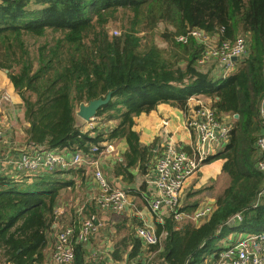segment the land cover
<instances>
[{
  "label": "trees",
  "instance_id": "16d2710c",
  "mask_svg": "<svg viewBox=\"0 0 264 264\" xmlns=\"http://www.w3.org/2000/svg\"><path fill=\"white\" fill-rule=\"evenodd\" d=\"M120 13L127 23L117 36L109 25ZM161 25L166 27L160 35L166 47L155 39ZM195 28L215 36L219 44L235 41L242 32L246 36V55L230 75L203 69L207 47L198 39L178 41ZM31 38L46 40L32 49ZM0 69L8 70L9 82L22 99L29 123L26 145L93 155L105 143L123 139L128 150L120 171L129 183L135 177L131 168L144 172L162 157L155 145H143L134 129L135 118L159 104L187 112L195 96L232 126L224 149L206 161L223 160V173L230 179L208 217L179 221L176 213L199 209L178 205L163 221H155L156 234L162 236L155 245L138 236L137 228L145 226L138 220L122 230L127 233L116 243L109 263L93 258L87 242L79 239L82 222L95 214L85 205L72 224L75 257L70 264H205L235 245L227 240L230 233L264 232V199L255 207L264 185L256 145L263 131L264 0H0ZM110 91L111 101L97 114L104 123L83 131L77 108ZM109 121L114 124L106 127ZM94 146L99 149L94 151ZM15 170L18 176L0 173V264H55L47 257L49 234L58 221L62 192L68 187L74 191L76 183L60 174L81 176L84 171Z\"/></svg>",
  "mask_w": 264,
  "mask_h": 264
},
{
  "label": "crops",
  "instance_id": "0c3cea01",
  "mask_svg": "<svg viewBox=\"0 0 264 264\" xmlns=\"http://www.w3.org/2000/svg\"><path fill=\"white\" fill-rule=\"evenodd\" d=\"M214 60L217 59H212L208 62H213ZM220 67L219 69L216 68V76H220L223 73V65ZM219 70L220 75L217 73ZM4 74L0 73V126L3 131V140L0 142V149L12 150L13 156L19 158L23 152L32 148V145H26L29 138L27 132L29 123L24 120V105L22 99L15 92L5 72ZM6 96H8V98H6ZM78 109L79 107L77 110ZM191 109L192 108L186 112L169 103H162L159 104L155 110L136 117L134 129L140 134L141 143L146 146L155 145V151L162 155L167 140L171 139L182 149L191 152V147H193L195 143V137L185 126V121L188 114L192 111ZM77 118L80 127L81 125L86 126L88 123L79 116H77ZM98 123L94 124L97 125ZM89 128L84 129L81 127L83 131H88ZM112 143H116L117 146V151L115 153L103 154L101 151L93 155V159L97 164H83L76 167L78 169H83L82 172H84L80 174L81 176L68 173L62 174V178L64 179L70 180L74 178V180H76L74 192L77 191V197L75 196L70 201L62 198L66 193L73 191L72 187H68L62 192L58 210L66 215V219L64 220L61 218L59 224H54L53 228L55 230L49 234V246L47 249L49 262L53 260V251L58 233L57 229L66 225V223H71L72 225L76 221L75 215L77 216L79 211H83L85 205H89L90 209H88V211L91 209L95 210L94 221L97 230L89 241H87L88 252L93 258L108 260L109 263H111L112 253L116 243L127 233V231L122 232V230L126 229L125 227H130L137 223L138 220L148 227L155 228L157 215L152 212L149 203L150 200L158 197L160 194L155 184L156 164L158 160L155 158L152 163H149V166L144 172L139 167L131 168L130 171L133 172L135 177L134 182L129 183L126 179L127 175H124L120 171V168L126 167L124 153L128 150V145L123 139H116ZM22 145L24 149H16V146L21 147ZM76 152L77 151H66L62 153L66 159L71 160ZM213 164H215L216 168L218 167L221 169L222 176L218 179H229V177L223 173V160H215L211 163L204 164L196 175L187 180L180 197L182 205H194L199 210L207 207L214 209L216 207L217 196L213 191L215 190L218 179L211 169ZM12 168L13 167L9 166L5 169H0V173H5L6 170L13 171ZM96 168L103 171L105 177L112 186L127 191L130 204L124 212L118 214L102 209L99 205L96 204L95 206L92 203V201H96V197L100 194V185L95 177ZM68 169L69 168L61 170ZM70 203H76L75 206L78 207L77 211L74 213L75 215L72 213V205ZM81 205L83 206L80 207ZM169 211V208L164 206L160 214L166 217L169 215ZM242 235L244 236L245 233L236 234L234 239L227 240L230 243L235 242L236 244L237 240L242 237ZM50 264L53 263L51 262Z\"/></svg>",
  "mask_w": 264,
  "mask_h": 264
},
{
  "label": "built area",
  "instance_id": "2783aa9c",
  "mask_svg": "<svg viewBox=\"0 0 264 264\" xmlns=\"http://www.w3.org/2000/svg\"><path fill=\"white\" fill-rule=\"evenodd\" d=\"M190 37L198 39L206 45V53L201 63L210 59H220L224 67L223 76L226 77L236 69L238 63L247 52V38L239 36L235 41H224L218 46L209 49L207 43L210 35L200 29H191L188 34L177 37L178 41L186 43ZM234 58H236L234 60ZM189 102L192 111L188 114L185 126L195 137V143L191 147V152L182 149L173 140L168 139L162 157L156 164L155 184L159 190V196L150 200V208L157 215V219L163 221L164 217L160 214L162 207L166 206L169 210L181 205L180 197L186 182L193 177L201 167L206 164L207 159L225 147V142L230 138L232 126L225 120L220 119L211 105L198 97H191ZM196 107V108H195ZM260 113L263 124V131L258 134L256 145L259 153L257 169L264 174V93L260 102ZM3 140V131L0 128V142ZM112 145L107 147L112 149ZM98 146L93 150L97 151ZM8 151V150H7ZM97 164L93 157L77 151L71 160L65 158L63 153L58 150H45L37 146H32L28 151L21 154L19 158L13 156L12 150L0 153V169L9 166L26 173H37L41 171H55L57 169H67L79 165ZM95 177L100 185V194L96 197L97 204L105 210L115 213H122L130 204L127 191L122 188L112 186L103 171L99 168L95 170ZM264 199V185L259 192L258 201ZM213 209L207 207L197 210L193 214L176 213L179 221H197L208 217ZM57 215L59 210L57 209ZM82 213V210L79 211ZM239 219L241 215H237ZM56 224V223H55ZM57 233V238L53 251V261L55 264H70L75 257L73 246L74 228L71 225L62 227ZM97 226L94 219L86 218L82 222L79 239L83 242L89 241L96 232ZM138 236L147 244L155 245L162 241V236L156 234L154 227L140 226L137 228ZM226 255L224 264H264V232L250 235L240 239L234 246L221 252V256L216 259L206 261L205 264H220ZM126 264V263H113Z\"/></svg>",
  "mask_w": 264,
  "mask_h": 264
},
{
  "label": "rangeland",
  "instance_id": "374dc122",
  "mask_svg": "<svg viewBox=\"0 0 264 264\" xmlns=\"http://www.w3.org/2000/svg\"><path fill=\"white\" fill-rule=\"evenodd\" d=\"M32 6L33 7H36V5L35 4H32ZM127 23V19H124V16H123V14L122 13H120L119 14V17H118V19L117 20H115V21H112L111 23H110V25H109V31H110V33H112L113 35H120L121 34V32H122V30H123V26L125 25ZM165 26L164 25H161L160 26V28H158V30H157V34H156V36H155V39H156V42H157V44L160 46V47H166V45H168L167 44V42H165V40L160 36L161 35V33L165 30ZM240 36H244V34H243V32H242V34L240 35ZM210 41L207 43V45H208V47H209V49H213V47H215V46H218L219 45V41H218V39L215 37V36H211L210 35ZM244 37H246V36H244ZM30 40V43H31V48L32 49H36L41 43H43L46 39H44V38H40V39H35V38H31V39H29ZM47 40H49V41H51L52 39L51 38H47ZM210 60H212V59H210ZM210 60H208V61H210ZM208 61H205L204 62V64H203V66L202 67H204L203 69L204 70H206V71H208V70H212L213 71V74L215 75L216 74V68L217 69H219V68H221L220 66L222 65V61L219 59V60H214L213 62H208ZM211 65V66H210ZM4 72L6 73V76H7V78H8V72H6V69H4V70H2V69H0V73H3L4 74ZM218 73V75H220V70L217 72ZM212 74V75H213ZM224 74V70H223V73H222V75ZM5 75V74H4ZM6 98H8V96H6ZM98 120V117L95 119V120H92V121H90V122H88L87 124H86V126H82L81 125V127H83L84 129H87V128H89V129H94V127H95V125L96 124H94V123H98V121L100 120V118H99V120ZM93 121H96V122H93ZM100 123H104V121L102 120V122H100ZM93 124H94V126H93ZM114 124V122H112V121H109V122H107V125H106V127H110V126H112ZM141 124V123H140ZM109 145H112V149H110V150H108L107 149V147L109 146ZM19 148H21V149H24L23 148V145L21 146V147H19ZM116 148H117V146H116V143H106L105 145H104V148H103V150L104 151H102L101 153H111V154H113V153H115L117 150H116ZM16 149H18V147H16ZM1 150V149H0ZM27 150H29V149H27ZM26 150V151H27ZM7 152V149H5V150H2L0 153H6ZM24 153V152H23ZM91 155V154H90ZM94 155V154H93ZM93 155H91L92 157H93ZM79 166H81V165H79ZM211 169L213 170V172H214V175H215V177L218 179L219 177H221L222 176V174H221V169H219L218 167L216 168V166H215V164H213L212 166H211ZM12 170L13 171H11V170H6L5 171V173H6V175H9V176H11V175H16V173H17V171L15 170V168L13 167L12 168ZM200 171V170H199ZM198 171V172H199ZM197 172V173H198ZM1 173H4V172H1ZM22 173H25V171H23ZM196 173V174H197ZM195 174V175H196ZM64 175V174H63ZM16 176H18V174L16 175ZM60 176H62V174H60ZM194 181V180H193ZM228 184H229V179L227 178H224V179H222V178H220V179H218V181H217V184H216V187H215V190L213 191V193L218 197L219 195H221V194H223V192L225 191V189L227 188V186H228ZM77 197V191L76 192H74V191H71V192H68V193H66L65 195H63L62 196V198H64V199H66V200H71V199H73L74 197ZM61 202V201H60ZM81 203H83V202H81ZM71 205H72V213L74 214L76 211H77V208L78 207H76L75 206V204L76 203H70ZM60 206V205H59ZM83 205H81L80 207H82ZM79 207V208H80ZM78 214V213H77ZM75 215V214H74ZM57 217H58V221H57V223L59 224V221L61 220V218H63L64 220L66 219V215L65 214H63L62 213V211H60L59 210V212H58V215H57ZM75 221V220H74ZM65 226H69V227H71V223H66V225H63V226H61L59 229H61L62 227H65ZM59 229H57L58 231H60ZM236 233L237 232H235V233H230L228 236H227V239H234L235 238V236H236ZM251 235V233H247V234H245L244 236L242 235V237H240L237 241H239L240 239H243V238H246V237H248V236H250ZM222 241L221 242H223V241H225V240H223V239H221ZM220 256H221V253L219 254ZM212 257L210 256L209 257V259H208V261H210V260H212L211 259ZM226 255H224V259H223V261L222 262H219L220 264H224V262L226 261ZM0 259H1V257H0ZM160 261H156V260H154V263L153 264H161V263H159Z\"/></svg>",
  "mask_w": 264,
  "mask_h": 264
},
{
  "label": "water",
  "instance_id": "95a60500",
  "mask_svg": "<svg viewBox=\"0 0 264 264\" xmlns=\"http://www.w3.org/2000/svg\"><path fill=\"white\" fill-rule=\"evenodd\" d=\"M235 59L236 58H234V60ZM6 72H8L7 69ZM112 96H113V92L110 91L105 98H99L92 100L89 103L80 104L79 109L77 110V115L86 122L95 120L97 118V114L100 108L107 105L111 101ZM235 117L238 118L239 115H235Z\"/></svg>",
  "mask_w": 264,
  "mask_h": 264
}]
</instances>
